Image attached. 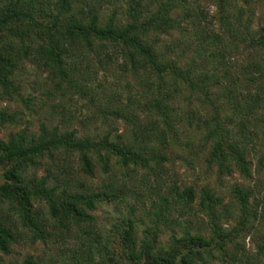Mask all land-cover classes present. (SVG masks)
I'll return each instance as SVG.
<instances>
[{"label":"trees","instance_id":"16d2710c","mask_svg":"<svg viewBox=\"0 0 264 264\" xmlns=\"http://www.w3.org/2000/svg\"><path fill=\"white\" fill-rule=\"evenodd\" d=\"M208 2L214 17L202 0H0V101L29 108L17 73L31 63L49 95L91 107L81 126L106 127L0 140V256L39 243L61 255L21 264H264V27ZM100 71L130 82L120 92ZM20 118L0 108V128ZM173 157L241 182L189 185ZM100 204L116 208L109 229Z\"/></svg>","mask_w":264,"mask_h":264},{"label":"rangeland","instance_id":"374dc122","mask_svg":"<svg viewBox=\"0 0 264 264\" xmlns=\"http://www.w3.org/2000/svg\"><path fill=\"white\" fill-rule=\"evenodd\" d=\"M237 4L242 12L243 20L250 22V28L256 30L259 27H264V0H233ZM233 3V4H234ZM202 5L205 8V11L209 12V15L214 17L216 15L215 7L208 2V0H202ZM217 20H214V24ZM241 50L234 53L233 58L235 60L242 58ZM246 57V53L243 55ZM45 73L41 71L40 68H37L34 64L27 63L23 66V69L17 73V80L23 86L22 94L24 98H30L31 103L28 109L22 104V102H7L0 101V108L6 109L9 112H16L21 114V118L16 121V124L7 125L3 128H0V140H6L8 135L11 133H16L22 129H28L30 132H38L41 124L60 126V128L76 129L80 134H104L106 127L100 125V122H91L88 124L87 128L81 126L78 121L83 120L91 115V107H87L82 100H79L77 97L72 99L63 98L58 99L49 95L48 89H51V86L43 88L41 85L45 81ZM99 80L107 79L109 86L114 89H118L121 92L122 87L126 81L130 82V79L124 77L120 78V74H114L110 72L100 71ZM131 84L135 85L134 82ZM112 90V89H109ZM54 107V108H53ZM101 128V129H100ZM118 133L122 132V125L116 127ZM259 149H262L259 146ZM189 153V152H188ZM187 153V154H188ZM204 154V153H203ZM204 156V155H203ZM171 163H168L167 168H172L173 171L177 174V178L183 182L191 185L197 184L199 186L209 184L211 187L215 188L218 191H222L223 195L226 193V188H229L234 183H240L241 178L237 175H234L232 178L226 177L223 180V183L217 181V177L214 174V171L211 173L206 172V167L204 166L201 159H196L195 169H191L190 164L182 160H176L174 157L171 159ZM257 158H253V163L255 164ZM76 168V162L73 163ZM98 170V171H97ZM255 170V167L253 168ZM96 177L87 180L92 184L100 182L102 175L100 174L99 169H95ZM43 171H38V175H42ZM256 172H254V176ZM115 206L114 205H105L100 204L97 206L93 215L97 220V223L100 226L109 229L110 221L115 215ZM252 238L246 237L245 244L247 250L254 252V246L251 243ZM61 246L53 247L51 249L45 248L41 244L36 245H19L12 248V253L9 256H0V264H21L22 260L27 255H33L35 257L45 256L46 259L50 257H58L60 253Z\"/></svg>","mask_w":264,"mask_h":264}]
</instances>
